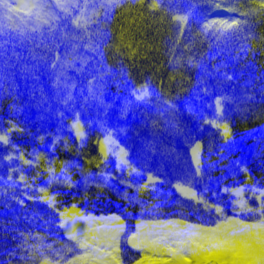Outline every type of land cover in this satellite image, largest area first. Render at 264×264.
Wrapping results in <instances>:
<instances>
[{"label": "snow or ice", "instance_id": "1", "mask_svg": "<svg viewBox=\"0 0 264 264\" xmlns=\"http://www.w3.org/2000/svg\"><path fill=\"white\" fill-rule=\"evenodd\" d=\"M0 264H264V0H0Z\"/></svg>", "mask_w": 264, "mask_h": 264}]
</instances>
